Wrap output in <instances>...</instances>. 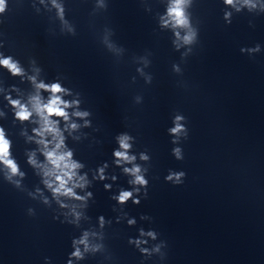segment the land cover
Listing matches in <instances>:
<instances>
[{"label":"clouds","instance_id":"1","mask_svg":"<svg viewBox=\"0 0 264 264\" xmlns=\"http://www.w3.org/2000/svg\"><path fill=\"white\" fill-rule=\"evenodd\" d=\"M226 6H230L235 8L237 12L241 11L243 7H248L249 10L257 7L256 4L250 2V0H244V3L240 5V7H236L237 0H223ZM4 3L5 0H0V12L4 11ZM186 0H171V3L168 8L167 16L168 19L163 20V26H168L171 23L173 29L178 27H188L189 21L184 12V4ZM53 5L58 9V12L62 15L63 8L62 6L55 3L53 0ZM231 16L230 12L225 13V20H229ZM195 32L189 31L187 35L183 37L184 43L189 44L192 43L195 39ZM176 36L179 38V32H176ZM259 46L250 51H258ZM243 51V49H242ZM0 67L6 68L13 76H23L24 72L21 67L18 66V62L13 61L11 57L0 58ZM31 82L33 83L36 94L29 98V104H22L20 100H13L10 95L6 96L5 99L12 106L15 112V118L21 122L28 121L35 114L39 117V127L33 129L35 137H38L36 143L41 145V152L45 156L46 164L45 165H37L36 161L30 155L28 162L36 167H41L43 169V174L46 177L44 183L48 189H50L53 193V196L59 200V197H68L76 200H84L85 197L78 196L74 189L79 187L83 188L87 184V180L85 176H80L77 173V170L82 167L81 164L74 161L72 159V152L70 150H65L64 140L65 137L63 135V131L59 127V119H63L65 121V129L64 131H71L77 129L79 126L75 123H69L70 116L67 111L68 108L77 107L79 104L78 100L67 101L62 97L63 95L70 94L67 89L63 88L60 83H51L45 84L43 81L37 82L35 77H29ZM41 90L47 91L50 93L49 97L45 101L41 95ZM73 116L76 117H86L88 115L87 112L74 111L72 113ZM59 118V119H54ZM183 117L177 116L175 118V127L171 128L169 131L173 135L179 134L183 131V125L179 123ZM87 121L85 124L87 125ZM47 137H51V139H47ZM29 139H32L30 137ZM118 143L121 150L114 151L113 155L116 157L117 165L124 162H131L135 159L134 156H130L128 154V149H130L131 145L128 141L131 139L128 135H121L118 138ZM175 143V141H173ZM10 148L11 142L6 138L5 131L2 127H0V163L4 164L10 171L9 179H11L12 175H23V173L19 172V168L15 161L10 158ZM173 154L177 159H181L180 149L174 148ZM142 159H148L147 156L141 154ZM107 165L105 164L98 170V178L100 180H104V168ZM140 168L138 166H134L132 168H124L125 173H129L134 176V180L130 181V183L140 186H146L147 181L144 179L142 175H140ZM184 176L183 172H170L167 177H165L168 181H173L174 183H180L181 178ZM96 178V177H94ZM113 179H115L113 177ZM106 188L110 187V185H105ZM139 191V189H135ZM91 196V193L87 194ZM133 197L132 191H121L118 196L114 197L120 204L126 203L130 198ZM133 203H139V200H133ZM64 207L65 205H61ZM79 214L77 213V217ZM101 224H103V217L100 218ZM135 223L134 220H129V224ZM141 235H144L143 231ZM148 236H151L155 239V233L148 232ZM87 236L88 233H85L84 236L79 241H74L73 245L75 250L70 254L66 264H73V258L79 260L83 258V253L80 248L76 245L83 244L85 246V251L88 250L87 245ZM139 245L141 241H130ZM95 250V249H94ZM159 249H157L158 251ZM143 252H147V249H142Z\"/></svg>","mask_w":264,"mask_h":264}]
</instances>
